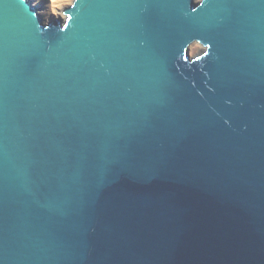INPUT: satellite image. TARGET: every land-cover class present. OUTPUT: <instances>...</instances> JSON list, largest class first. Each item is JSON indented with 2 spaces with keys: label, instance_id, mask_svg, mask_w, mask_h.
<instances>
[{
  "label": "water",
  "instance_id": "95a60500",
  "mask_svg": "<svg viewBox=\"0 0 264 264\" xmlns=\"http://www.w3.org/2000/svg\"><path fill=\"white\" fill-rule=\"evenodd\" d=\"M37 9L0 0V264H264V0Z\"/></svg>",
  "mask_w": 264,
  "mask_h": 264
},
{
  "label": "bare ground",
  "instance_id": "6f19581e",
  "mask_svg": "<svg viewBox=\"0 0 264 264\" xmlns=\"http://www.w3.org/2000/svg\"><path fill=\"white\" fill-rule=\"evenodd\" d=\"M32 5L38 6L36 0H29ZM71 0H41L43 2V12L40 10V14L43 18H56L61 15L60 11L66 8ZM38 11V9L36 10Z\"/></svg>",
  "mask_w": 264,
  "mask_h": 264
},
{
  "label": "rangeland",
  "instance_id": "374dc122",
  "mask_svg": "<svg viewBox=\"0 0 264 264\" xmlns=\"http://www.w3.org/2000/svg\"><path fill=\"white\" fill-rule=\"evenodd\" d=\"M37 1V4H38V6H37V8L39 7V5H43L44 6V4H43V2H41V0H36ZM72 1V0H71ZM70 1V2H71ZM200 0H194V2L195 3H198ZM45 7V6H44ZM42 11V10H41ZM37 12H39L40 13V10H38ZM43 12V11H42ZM60 13H61V15H60V17H64V13L62 12V10L60 11ZM49 20H51V18H44V22H47V21H49ZM202 49V47L199 45V44H197L196 42H193L192 44H190V46H189V53H190V55H193V54H196L197 52H199L200 50Z\"/></svg>",
  "mask_w": 264,
  "mask_h": 264
}]
</instances>
